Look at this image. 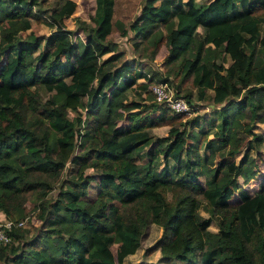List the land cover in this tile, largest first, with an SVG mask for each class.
<instances>
[{"label": "trees", "instance_id": "trees-1", "mask_svg": "<svg viewBox=\"0 0 264 264\" xmlns=\"http://www.w3.org/2000/svg\"><path fill=\"white\" fill-rule=\"evenodd\" d=\"M40 1L0 0V213L27 218L29 197L41 220L30 238L26 227L12 230L13 240L0 246L5 261L122 263L156 223L163 230L154 248L165 258L264 264V175L255 195L240 181L257 176L264 145V133L253 126L264 122V0H145L129 27L114 19L116 0H95L90 21L78 22L86 37L76 39L66 18L77 2L56 0L47 23L54 30L39 51L30 12ZM115 26L121 36L131 30L146 39L151 57L166 44V63L192 77L200 99L214 91L213 101L222 105L210 119L215 137L201 128L202 115L182 121L184 112L156 105L160 113L152 116L140 110L145 101L127 104L128 91L143 96L152 79L130 61L119 63ZM176 95L191 101L180 86ZM125 117L129 123L120 126ZM161 122L170 125L169 135H154ZM218 152L239 159L213 166ZM68 162L77 168L63 177ZM88 167L98 174L94 199L88 192L96 175ZM176 186L187 191L169 201Z\"/></svg>", "mask_w": 264, "mask_h": 264}, {"label": "rangeland", "instance_id": "rangeland-1", "mask_svg": "<svg viewBox=\"0 0 264 264\" xmlns=\"http://www.w3.org/2000/svg\"><path fill=\"white\" fill-rule=\"evenodd\" d=\"M77 2V8L74 14L68 18H66V25L69 29L74 31L73 37L76 39L77 36L86 37L84 31H82L78 22L80 19H86L90 21V16L95 10V0H75ZM145 0H116L115 4V13L114 19L116 21L124 22L128 27L131 25L133 21H135L142 9ZM198 2H206L207 0H197ZM56 0H41L39 4L34 5L30 12V15L33 16V26L32 30L40 37L41 45L39 51L45 48L46 37L54 30V27L50 26L48 21L53 20L50 17V11L55 7ZM163 30L166 31V28L163 27ZM202 30V29H201ZM27 31L20 32V37H24ZM111 36L119 41V49L122 51V56L119 59V63L124 61H130L134 64L135 68H141L149 77H151V81H148L149 88L147 92H144L143 96H139L133 90H129V100L127 101L128 105L132 100L145 101L147 106H142L140 110H142L143 114L150 113L152 116H157L160 113V110H155L157 108L156 105H160L161 109H166L163 105L159 104L152 93L151 86L155 83L159 82H168L169 85L174 88L175 92L177 91V86L181 87L182 93H192L191 101H189L191 110L190 113H187L186 116L182 119V121L191 120L197 115H202L203 124L201 125L202 129L210 127V119L215 117V110L220 109L222 105L216 104L213 99L214 91L212 89H208L207 96L204 99H200L198 97V89L192 83V77L189 75L187 77L184 76V71L180 72V65L177 63L175 65H168L166 63V55L169 52L168 46L166 44H162L159 48L158 52L155 56H152V47L148 45L147 40L141 37L134 36L133 32L130 30L127 36H121L117 26L114 27V30ZM110 53L103 56V59L108 57ZM6 60V56L4 54L3 61ZM227 63L230 61L227 57ZM167 79V80H166ZM140 81H144V79H140ZM147 81V79H146ZM39 92L42 98H46L49 95V92L45 87H40ZM152 96V99L149 97ZM144 97H147L144 98ZM145 99V100H144ZM188 100V99H187ZM134 110H138L135 108ZM167 110V109H166ZM88 111L87 108H83L81 112L84 114ZM167 112H169L167 110ZM127 113V112H125ZM170 113V112H169ZM71 116H74L73 112H70ZM252 120H249V124L247 127H250ZM129 123L128 119L122 118L118 121L120 126L127 125ZM255 123V122H254ZM180 129L183 127L178 124ZM253 126H255L253 124ZM256 127V126H255ZM155 136H167L170 133L171 127L169 124L160 123L159 125L152 128ZM214 127H210V135L209 137L214 136ZM258 130L264 132V123L258 126ZM187 143L191 145L193 141L191 139L187 140ZM201 143V152H204L206 149V143L203 138L200 139ZM80 146L78 145L76 151H79ZM260 154L257 156V169L263 173L264 172V145L261 148ZM239 159V155L237 157L234 156H225L221 155L219 152L216 153L213 166H217L220 163L227 162L231 159ZM138 161L144 160L143 157H138ZM77 166L73 165L71 162H68L64 171L63 177L70 176L76 171ZM263 169V170H262ZM86 173L95 174L96 179L91 183L88 192V198L94 199L97 195L98 191V174L92 168H86ZM203 183H205L206 178L202 176ZM252 185V182H250ZM55 188L51 191L49 196L55 197L58 192L59 183L54 184ZM257 187V186H254ZM187 189L183 187L176 186L173 188L172 192H169V201H175L182 197ZM31 201L28 197L26 199V206L29 209L28 216L26 219L25 225L30 229L27 236L31 237L33 233L37 231V227L41 224V220H39L33 210H31ZM3 213V212H1ZM210 228L212 230H217V225L213 223ZM162 227L156 223H149L144 230L142 235V243L141 246L137 249V251L131 255H129L124 262L118 264H198L196 261H183L175 258H165L162 256L159 249L154 248V244L156 240L162 234ZM112 249L114 252L117 251V244H113ZM198 259V258H197ZM199 261V260H198ZM200 262V261H199ZM0 264H8L5 259L0 255Z\"/></svg>", "mask_w": 264, "mask_h": 264}, {"label": "built area", "instance_id": "built-area-1", "mask_svg": "<svg viewBox=\"0 0 264 264\" xmlns=\"http://www.w3.org/2000/svg\"><path fill=\"white\" fill-rule=\"evenodd\" d=\"M151 90L155 100L170 113H190L189 101L185 97L177 96L174 88L168 82L155 83L151 86ZM25 223L26 219H11L4 213H0V246L13 240L12 230L16 227H23Z\"/></svg>", "mask_w": 264, "mask_h": 264}, {"label": "crops", "instance_id": "crops-1", "mask_svg": "<svg viewBox=\"0 0 264 264\" xmlns=\"http://www.w3.org/2000/svg\"><path fill=\"white\" fill-rule=\"evenodd\" d=\"M262 123H264V122L256 121L254 123V125L256 126V127L254 126V129L256 131L264 133L263 131L258 130V126H260V124H262ZM263 175H264V172L261 173L260 171H258L257 176L254 177V178H250V179L240 178L242 186L246 189V192H248L251 195L257 194L262 189V186H263V182H262V176ZM250 182H252V185H251ZM254 186H257V187H254ZM237 198H239V195L238 194H234L233 197H232V200H234V199L237 200Z\"/></svg>", "mask_w": 264, "mask_h": 264}]
</instances>
